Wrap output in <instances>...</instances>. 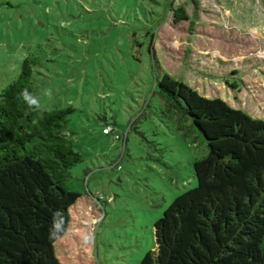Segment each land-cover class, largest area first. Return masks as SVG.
<instances>
[{
  "label": "rangeland",
  "instance_id": "rangeland-1",
  "mask_svg": "<svg viewBox=\"0 0 264 264\" xmlns=\"http://www.w3.org/2000/svg\"><path fill=\"white\" fill-rule=\"evenodd\" d=\"M172 5L190 19L174 24ZM27 57L40 108L75 109L74 229L97 264H140L155 250L156 222L197 187L193 166L208 154L159 95L154 60L264 120V0H0V92Z\"/></svg>",
  "mask_w": 264,
  "mask_h": 264
},
{
  "label": "trees",
  "instance_id": "trees-1",
  "mask_svg": "<svg viewBox=\"0 0 264 264\" xmlns=\"http://www.w3.org/2000/svg\"><path fill=\"white\" fill-rule=\"evenodd\" d=\"M171 12L176 25L190 19L181 6ZM36 65L27 57L0 92V264H97L74 229L82 198L69 181L84 160L68 135L75 109H29L20 97L25 88L37 96ZM154 70L159 95L191 120L208 154L194 163L197 187L156 222L155 250L140 264H264V120L199 94L157 60Z\"/></svg>",
  "mask_w": 264,
  "mask_h": 264
},
{
  "label": "clouds",
  "instance_id": "clouds-1",
  "mask_svg": "<svg viewBox=\"0 0 264 264\" xmlns=\"http://www.w3.org/2000/svg\"><path fill=\"white\" fill-rule=\"evenodd\" d=\"M46 95L51 97V95H52L51 89L46 90ZM20 97H22V99L27 104L29 109H34V110L40 109L41 105H40L39 98L37 96H35L33 93H31L27 88H25L21 91ZM57 215H59V214H57ZM62 223H63L62 220H59V221L54 223V227L50 231V235L52 237H55L57 235V233L60 231Z\"/></svg>",
  "mask_w": 264,
  "mask_h": 264
},
{
  "label": "built area",
  "instance_id": "built-area-1",
  "mask_svg": "<svg viewBox=\"0 0 264 264\" xmlns=\"http://www.w3.org/2000/svg\"><path fill=\"white\" fill-rule=\"evenodd\" d=\"M112 132L111 128L104 129L105 134H110Z\"/></svg>",
  "mask_w": 264,
  "mask_h": 264
}]
</instances>
